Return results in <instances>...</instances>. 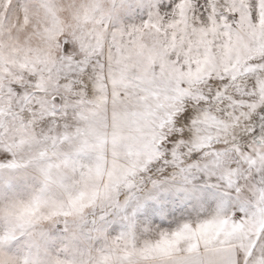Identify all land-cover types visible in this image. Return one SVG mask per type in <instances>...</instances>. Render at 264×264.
Wrapping results in <instances>:
<instances>
[{
    "label": "snow or ice",
    "instance_id": "obj_1",
    "mask_svg": "<svg viewBox=\"0 0 264 264\" xmlns=\"http://www.w3.org/2000/svg\"><path fill=\"white\" fill-rule=\"evenodd\" d=\"M147 6L0 21V264H264V0Z\"/></svg>",
    "mask_w": 264,
    "mask_h": 264
},
{
    "label": "rangeland",
    "instance_id": "obj_2",
    "mask_svg": "<svg viewBox=\"0 0 264 264\" xmlns=\"http://www.w3.org/2000/svg\"><path fill=\"white\" fill-rule=\"evenodd\" d=\"M159 3L161 0H143L144 6H140V0H126L127 6L131 8V14L121 13L120 20L125 25L141 24L149 19L150 8L149 3ZM166 2V0H165ZM120 3V0H117ZM7 19L5 20V13L0 11V21L6 22L17 35L23 37L26 31V26L29 25V19L25 14L15 7V0L13 6L7 10Z\"/></svg>",
    "mask_w": 264,
    "mask_h": 264
}]
</instances>
